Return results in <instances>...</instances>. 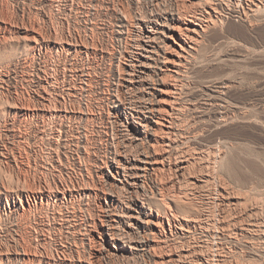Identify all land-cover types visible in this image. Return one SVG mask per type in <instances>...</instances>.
<instances>
[{
    "label": "rangeland",
    "instance_id": "obj_1",
    "mask_svg": "<svg viewBox=\"0 0 264 264\" xmlns=\"http://www.w3.org/2000/svg\"><path fill=\"white\" fill-rule=\"evenodd\" d=\"M113 1L0 0V264H78V253L99 263V247L91 249L89 241H100L95 230L103 180L96 172L111 150L105 141L110 108L104 102V110H97L108 61L98 67V60L67 52L64 44L76 40L79 47L88 37L97 48L118 50L110 33L116 30ZM260 13L242 21L229 18L230 30L227 24L211 29L182 83L186 126L201 144L221 140L224 182L244 204L256 207L259 213L255 209L253 216L264 222V11ZM32 35L42 44L28 38ZM88 62L99 82L93 83L89 99L79 93ZM225 87L228 118L217 125L207 102L211 91ZM87 102L100 113L93 122L51 116L52 108L63 112L74 106L76 111ZM90 187L98 191L87 198L81 189ZM58 190L66 194L54 203L52 194ZM240 251L236 257L243 264H264V256Z\"/></svg>",
    "mask_w": 264,
    "mask_h": 264
},
{
    "label": "bare ground",
    "instance_id": "obj_2",
    "mask_svg": "<svg viewBox=\"0 0 264 264\" xmlns=\"http://www.w3.org/2000/svg\"><path fill=\"white\" fill-rule=\"evenodd\" d=\"M113 2L110 14L114 15L116 30L110 33L120 45L116 52L97 48V41L93 44L88 37L79 47L76 40L74 43L68 40L64 44L66 48L62 45L67 52L73 49L85 55L88 61L98 60V67L108 61V66H104L105 90L99 97L97 110H104V102L110 108L106 127L110 135L105 132V141L111 150L96 172V177L103 180L98 183L102 201L99 224L95 226L100 241H89L91 249L99 247L96 261L98 264H243L236 257L241 249L244 256H264V222L256 216L259 211L230 193V186L223 180L221 140L217 144H201L193 128L186 126L189 122L184 120L183 94L187 92L183 93L186 85L182 83L208 32L219 26L223 28L231 17L242 21L249 19L250 14L263 13L264 0ZM248 22L252 26L251 19ZM231 24H227V30ZM30 37L41 44L44 41L35 35ZM94 69L89 63L81 72L79 93L87 99L93 83L99 84L94 79ZM226 89L209 93L212 101L207 102V110L215 115L216 122H225L228 115L223 97ZM72 107L63 112L52 108L51 116L69 123L76 119L90 123L97 113L100 115L91 102L84 109L78 107L75 111ZM88 141L85 137L86 144ZM82 189V195L89 198L96 188ZM61 191L53 192L54 203L65 196L66 190ZM67 191L71 195V190ZM81 257L78 253V264H93L90 256ZM50 261L44 262L57 264Z\"/></svg>",
    "mask_w": 264,
    "mask_h": 264
}]
</instances>
